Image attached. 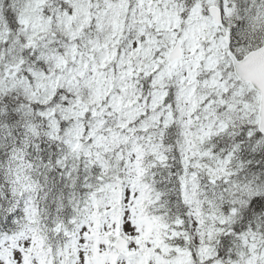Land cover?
<instances>
[{
	"label": "snow or ice",
	"instance_id": "1",
	"mask_svg": "<svg viewBox=\"0 0 264 264\" xmlns=\"http://www.w3.org/2000/svg\"><path fill=\"white\" fill-rule=\"evenodd\" d=\"M0 264H264V0H0Z\"/></svg>",
	"mask_w": 264,
	"mask_h": 264
}]
</instances>
